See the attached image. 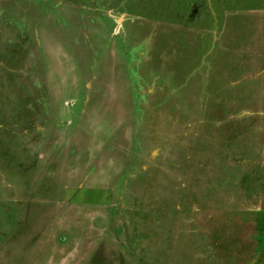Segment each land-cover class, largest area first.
<instances>
[{
	"label": "rangeland",
	"instance_id": "374dc122",
	"mask_svg": "<svg viewBox=\"0 0 264 264\" xmlns=\"http://www.w3.org/2000/svg\"><path fill=\"white\" fill-rule=\"evenodd\" d=\"M0 264H264V0H0Z\"/></svg>",
	"mask_w": 264,
	"mask_h": 264
},
{
	"label": "crops",
	"instance_id": "0c3cea01",
	"mask_svg": "<svg viewBox=\"0 0 264 264\" xmlns=\"http://www.w3.org/2000/svg\"><path fill=\"white\" fill-rule=\"evenodd\" d=\"M219 32H221V31H219V30H216V32L214 33V35H213V37H214V39L216 40V45L218 46V48H220V46H223V45H221V44H219V42H218V37H219ZM218 35V36H217ZM215 37H217V39L215 38Z\"/></svg>",
	"mask_w": 264,
	"mask_h": 264
}]
</instances>
